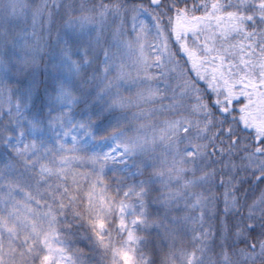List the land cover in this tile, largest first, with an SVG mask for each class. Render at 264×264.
Masks as SVG:
<instances>
[{
    "label": "snow or ice",
    "instance_id": "6c2138e0",
    "mask_svg": "<svg viewBox=\"0 0 264 264\" xmlns=\"http://www.w3.org/2000/svg\"><path fill=\"white\" fill-rule=\"evenodd\" d=\"M0 264H264V0H0Z\"/></svg>",
    "mask_w": 264,
    "mask_h": 264
}]
</instances>
